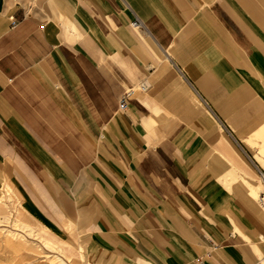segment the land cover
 I'll return each instance as SVG.
<instances>
[{"label": "crops", "instance_id": "1", "mask_svg": "<svg viewBox=\"0 0 264 264\" xmlns=\"http://www.w3.org/2000/svg\"><path fill=\"white\" fill-rule=\"evenodd\" d=\"M255 40L226 0H0V210L13 212L17 190L6 178H16L41 204L17 191L29 215L85 262L95 248L90 258L123 264H264V223L244 202L257 242L228 243L225 225L240 231L231 186H211L215 225L175 196L177 181L204 170L195 161L210 149L239 179L249 172L224 134L259 164L245 144L264 130V53ZM138 82L143 102L116 109ZM152 123L180 125L157 145L165 138ZM86 170L97 195L82 231ZM69 220L73 239L64 235Z\"/></svg>", "mask_w": 264, "mask_h": 264}, {"label": "rangeland", "instance_id": "2", "mask_svg": "<svg viewBox=\"0 0 264 264\" xmlns=\"http://www.w3.org/2000/svg\"><path fill=\"white\" fill-rule=\"evenodd\" d=\"M230 2L231 13L238 21V25L240 29L246 35H249L252 39V36L256 39L255 44L263 51L264 53V0H226ZM132 28L135 29V26L132 23ZM136 30V29H135ZM137 31V30H136ZM148 50V49H147ZM150 56L156 60L155 54L148 50ZM145 59L146 66L150 64V61L153 60ZM157 61V60H156ZM154 64V63H151ZM146 79V76L144 77ZM150 84H154L153 79H150ZM142 82H138L134 84L133 87H127L126 90L122 91L119 98L117 99V106L119 105V101L121 96L125 91L131 88H140V84ZM137 86V87H136ZM136 100L142 101L143 93L141 91L137 92ZM143 102V101H142ZM119 109V108H118ZM158 114V112H154ZM180 124L179 123H152L147 124V128L152 131L155 136L161 137L169 135L172 131H174ZM242 134H245L242 130H237ZM260 133V134H258ZM230 136V135H229ZM227 137V135H226ZM231 137V136H230ZM237 149L242 153L243 157L247 160V162L252 166L253 170L258 174V179L262 182V178L260 176V169L264 171L262 166L255 163L252 155L247 154L242 149V145L235 142V140L231 137ZM170 139H161L156 138L152 140V142L156 141L157 145L161 142H169ZM252 140V144L256 142V147L264 148V130L258 131L255 135L250 138ZM227 142L232 146L233 143L227 137ZM246 144V143H245ZM150 145V144H149ZM156 145V144H155ZM247 145V144H246ZM248 146V145H247ZM235 147V148H236ZM249 147V146H248ZM258 149V150H259ZM92 154V153H91ZM90 154V156H91ZM88 156V158L90 157ZM201 158V159H200ZM195 162L202 163L204 170L200 172H192L190 176H186L185 180L177 181L178 185L175 188L176 198L180 200L181 205L186 207L192 212V215L196 218V220L203 221L204 223H211L215 225V220H217L216 216H214L210 212V203L214 197L209 198L211 186L216 184L222 187L225 190L228 186H231L230 190V198L232 199V206L234 210V220L236 221L240 231L237 230L235 232L234 228L230 225H225L224 230L227 233H232L228 236V243L240 245L241 248L247 249L249 246L251 247V243L257 242V236L255 235V226L252 223V215L250 211L243 204L242 200V192L243 186L238 178V173L230 169V163L225 160L219 153L215 150H209L202 157L200 156L198 160ZM88 162H83L78 165H83V167ZM37 168V165H34ZM73 171L71 172V174ZM67 174V173H66ZM70 174V173H69ZM85 177L88 181L86 189L81 194V202L83 203L82 208L77 209V216H80V226L82 231H88L87 228V219H89L88 214L92 211V206L90 204L93 196L97 195V188L94 185L93 179L88 173V170L85 171ZM193 175V176H192ZM29 182L40 183V178L37 175H33L29 178ZM6 180L14 186V188L21 194L24 198V202L32 201L34 197V201L37 198L36 194L27 193L25 190V186L18 182L16 178L10 180ZM264 185V182H262ZM35 189V188H34ZM15 191V194L12 195V202L10 203L11 210L13 212H7L6 204H1L0 216L4 215L3 218L0 219V264H123L121 260H114L112 256L109 258L106 255H97L92 258L93 250L95 248H91L87 250V259L86 262L84 259H80L82 257L83 252L72 249L71 246H64L65 240L58 236L55 232L53 233H44L42 237L44 239H55L57 244L59 245V249L56 247L47 246L43 241L35 237V235L41 231L44 224L40 222V220L34 216H30L26 211V207L22 201V197L19 193ZM65 199L63 202L67 205L66 212L71 211L74 206L71 202L67 201L68 198L62 197ZM209 199V200H208ZM210 201V202H205ZM42 202V205L47 208L45 203ZM41 204L34 203L33 206L36 209H39ZM91 206V207H90ZM260 207V206H259ZM261 208V207H260ZM49 209V208H48ZM7 210V211H6ZM7 212V213H6ZM75 215V211H74ZM54 216V215H52ZM90 216V214H89ZM55 217V216H54ZM53 218V217H52ZM15 219V220H14ZM48 220V219H47ZM49 221V220H48ZM51 223V222H50ZM22 224V225H21ZM23 226V227H22ZM26 226V227H25ZM68 223L64 225L65 236L68 239H73L75 236L71 234L69 231L71 230L68 226ZM30 227V228H29ZM29 228V229H28ZM32 228V229H31ZM86 228V229H85ZM34 231V232H33ZM264 233V226L262 228ZM30 236H29V235ZM8 235V236H7ZM62 234V236H64ZM17 237V238H16ZM22 238V239H21ZM5 239V240H4ZM244 243L249 244L248 246L243 245ZM242 244V246H241ZM251 244V245H250ZM264 245V244H263ZM60 247L62 249H60ZM79 258V259H76ZM114 260V261H113ZM129 264H134L133 261H129Z\"/></svg>", "mask_w": 264, "mask_h": 264}, {"label": "bare ground", "instance_id": "3", "mask_svg": "<svg viewBox=\"0 0 264 264\" xmlns=\"http://www.w3.org/2000/svg\"><path fill=\"white\" fill-rule=\"evenodd\" d=\"M135 28H137V27H135ZM141 88L147 89V87L144 86V85L140 86L139 89H141ZM224 136H225V139L227 140L226 134H224ZM245 143L254 152L253 153V157L255 158V160L260 164V166H262V168H264V148H260L259 149V147H256V142H254L252 144L251 140L250 141H245ZM233 148L235 149V151L240 156L241 160L244 162L245 166H247V168L249 170V172L248 171H246V172L245 171H241V179H240V181H241L242 186H243L242 200H243L244 204L252 212H254L262 220V222L264 223V185L262 184L263 181L261 182L258 179V174L253 170L252 166L243 157L242 153L237 148H235V147H233ZM255 148H258L259 150L255 152ZM232 165H233L234 168H236L235 163L233 164V162H232ZM74 223L75 222H73L72 220L68 221V225L71 226V227L74 226ZM47 232L48 231L46 229H43V232L40 231L38 233V235L37 234L35 235V237H37L38 239L43 241L45 244H47V246H51V244L54 243V244H52V247H54V248L56 247L57 249H59V245L57 244L55 239H49L48 240V239H44L42 237V235L44 233H47ZM60 249H62V248L60 247ZM76 259H79V258H76ZM80 259H84V255L83 254H82V257ZM261 262H263V260Z\"/></svg>", "mask_w": 264, "mask_h": 264}, {"label": "built area", "instance_id": "4", "mask_svg": "<svg viewBox=\"0 0 264 264\" xmlns=\"http://www.w3.org/2000/svg\"><path fill=\"white\" fill-rule=\"evenodd\" d=\"M133 25L135 27H139V28L143 27L142 23L140 21H138V20L134 21ZM146 90L147 89H145V88L139 89V91H141V92H144ZM134 91L135 90L131 88V89L125 91L124 94L121 96L120 103H119V109L122 110L123 112H125V111H127L129 109V107L131 105V102L135 99L134 98V94L137 91H135V92ZM260 176H261V178H262V180L264 182V171L260 170Z\"/></svg>", "mask_w": 264, "mask_h": 264}]
</instances>
